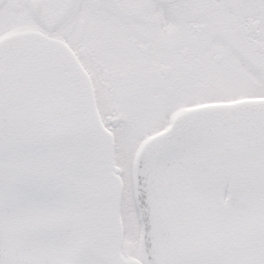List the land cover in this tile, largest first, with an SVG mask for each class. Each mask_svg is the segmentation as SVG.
<instances>
[{"label": "snow or ice", "instance_id": "1", "mask_svg": "<svg viewBox=\"0 0 264 264\" xmlns=\"http://www.w3.org/2000/svg\"><path fill=\"white\" fill-rule=\"evenodd\" d=\"M0 264H264V0H0Z\"/></svg>", "mask_w": 264, "mask_h": 264}]
</instances>
